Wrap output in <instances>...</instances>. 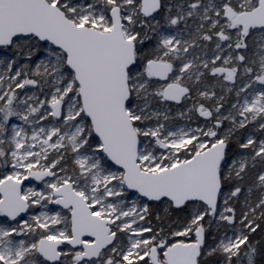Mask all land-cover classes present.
I'll use <instances>...</instances> for the list:
<instances>
[{
    "label": "snow or ice",
    "instance_id": "1",
    "mask_svg": "<svg viewBox=\"0 0 264 264\" xmlns=\"http://www.w3.org/2000/svg\"><path fill=\"white\" fill-rule=\"evenodd\" d=\"M0 264H264V0H0Z\"/></svg>",
    "mask_w": 264,
    "mask_h": 264
}]
</instances>
